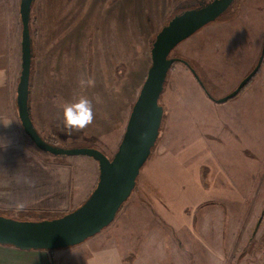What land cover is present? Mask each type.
Masks as SVG:
<instances>
[{
	"label": "rangeland",
	"instance_id": "rangeland-1",
	"mask_svg": "<svg viewBox=\"0 0 264 264\" xmlns=\"http://www.w3.org/2000/svg\"><path fill=\"white\" fill-rule=\"evenodd\" d=\"M49 1L55 5L53 11L48 5L49 3L44 5L45 10L42 3H39V1L35 3L33 14L35 19L33 30L37 46L35 65L45 64L44 60H46L43 57L45 50L42 51V48H46L48 43L44 40L43 23L46 21V24L52 25L51 28L54 29L56 22L62 26L63 19L67 22L71 20L70 17L75 18L78 16L77 10L73 13L62 11V0H58L57 4L54 0ZM112 1L99 0V13H97V16L100 20L101 18L105 19L103 16H107L106 19L110 17L107 9ZM131 1L133 2V0H129V2ZM82 2L84 3L83 0L77 1V5L80 7L79 18L92 13L83 12ZM180 4L184 7V10L176 12V9L181 7L179 6L168 12L157 28L154 27V23L150 22V15L147 14L149 22L145 26L148 29L146 33L150 45L147 48L145 59H143L142 54H139L143 51L140 44L143 31L140 29L139 33H133V30L137 28L133 24L134 22H131L129 31L132 32L129 36L127 30L124 31L117 26L113 29V36L116 39L119 38L120 44L130 40L131 58L129 61L118 59L119 55H114V58H107L102 44H99V52L95 46L90 49L87 57L88 77H92L91 74L94 73L93 70L96 66L99 65L100 69L104 68L105 76L100 77V82L104 83L111 93L120 92L119 97L121 100L112 102L104 100L105 90H101L99 87V93L96 92L95 94L101 102L98 103L99 107L97 115L94 114L93 123L85 128L87 130L85 134L79 131L67 135L61 130L62 104L75 102L81 95L86 96L85 86L82 87L80 84L78 87L75 83L67 82L65 79L68 78L63 77L61 91L52 89L50 95L49 92L44 91V94H42L43 101L45 97L50 99V96H53L51 98L53 104L45 109V113H47L45 130L38 126L44 139L56 147L63 148L85 146L83 144L87 143L89 146L86 147L101 149L109 157H113L114 152L112 151L118 143L116 132L125 129L128 113L131 111L152 65L151 48L156 34L175 15L185 10L199 9L209 3H207V0H183ZM98 7L95 9L96 12ZM92 15L95 16L94 11ZM239 15L240 17H238ZM51 19L53 21L56 19V21L53 22ZM234 21H236L235 24ZM214 22L219 26L215 30L216 32L208 33L207 31L206 33L204 30L209 29H200L171 51L172 57L180 61L174 63L164 85L160 98V104L164 108V116L157 143L153 147L150 161L146 166L159 164L160 160H164L165 154L161 153L163 150L170 155V157H166V160L171 159L170 162H167L170 166H181L183 161L193 163L195 172L200 174H198L200 184L202 183L201 178L206 179L209 177L206 184L209 182L208 187L211 195L209 197L200 194L201 200H207V203L199 205L196 213V223H199V219L206 211L210 216L211 228H214L212 226H215L217 222L215 212L220 211L223 213L226 211V220L225 223L223 222L226 228V239L229 228L236 223L235 229L238 232H244L246 236L238 238V232L235 231L234 235L236 237L232 238L236 241L232 243L234 245L227 246L226 243L225 263L264 264V105L256 111L251 108L250 97L247 99L242 97L250 88H255V86L260 87V90H258L259 99L261 91L264 92V58L257 74L236 97L226 102H217L218 99L233 92L259 61L264 48V0H235L230 8ZM247 22L257 24L252 39L255 42V36H257L259 41L257 57H255L254 52L255 45H252L251 50L250 46L248 48L242 41L245 37L241 36V31L244 30ZM104 23L99 24L100 43L104 41L107 35ZM230 28L233 30H227ZM78 32L81 33L82 31ZM51 33H55L54 30ZM50 37H53V35ZM234 37L238 40H234ZM247 38L249 39V36ZM229 40H232V43H227ZM40 54L42 56H39ZM250 57H255V59L250 60ZM39 68L41 69L40 66ZM107 72H109V75H107ZM111 72L112 76L110 75ZM39 76L38 73L34 87L42 82ZM58 104L60 109L55 110L54 106L58 108ZM256 112L259 114V119L257 123H253L254 119L252 118L255 117ZM3 145H5L4 142L0 141V216L16 220L40 221L53 220L67 214L62 212L61 207L62 199L65 197L62 194V167L69 169L68 173L65 174L66 179L69 180L70 177H75L74 170L72 173V169L69 167L68 159L62 156L56 157L41 151L39 148H34V151L29 153H32V156L37 160L35 166L31 171H24L22 167H19L16 157L6 155L10 154V151ZM235 145L238 149H241V155H244V165L256 167L258 164V172L252 178L255 183L252 182L250 190H246L245 195L248 194L246 196L248 198L241 200L240 204L230 207L223 200L221 201L223 204H221L218 202V198H214L217 192H213L211 176L219 173L217 170L219 167H216V164L211 161L204 160L203 156L204 152L208 150L207 148H212L216 151V159L219 158L218 154H220V158L223 157L224 159L223 151L226 150L227 163L228 154L231 153V150L234 151ZM220 146L221 152L219 150ZM199 154L202 157L198 156ZM192 158H194V162ZM19 168L21 169L19 170ZM24 168H28V165ZM28 174L31 175V178L27 176ZM225 175L227 183L231 184L232 177L228 173ZM40 184H57L58 187L43 190L41 189L43 187H38ZM33 187L36 188V194L26 195L25 192L23 193V190L30 191ZM54 191L56 192L54 193ZM48 194L50 196H47ZM67 195L69 196V193ZM198 195L199 193L196 194V196ZM197 201L196 199V205L198 204ZM18 203L25 204L22 211L17 209L16 205ZM113 226H107L103 230H112ZM103 232L105 234L107 231ZM198 255L202 256L201 253ZM143 256L146 261L149 260L146 253ZM193 256L195 257V254ZM163 257V259L157 257L160 262L154 259V261L149 260V263L172 264L170 262L171 256L164 254Z\"/></svg>",
	"mask_w": 264,
	"mask_h": 264
},
{
	"label": "crops",
	"instance_id": "crops-1",
	"mask_svg": "<svg viewBox=\"0 0 264 264\" xmlns=\"http://www.w3.org/2000/svg\"><path fill=\"white\" fill-rule=\"evenodd\" d=\"M20 1L0 0V141L4 142L5 145L3 146L10 151V154L6 155L16 157L19 167H22L24 171H31L37 160L29 152H33L34 148L38 147L24 130L17 105V90L22 72ZM38 1L42 3L43 7L46 3H49L48 5H50L52 11L55 8V5L51 4L49 0H35L30 12L32 64L29 109L38 132V126L44 129L47 121L45 109H48L50 104H53L51 102L53 96H50V99L45 97L43 101L42 94L45 91L49 92L50 95L52 89L61 91L63 77L68 78L65 79L67 82L75 83L78 87L81 79L85 81L91 79L93 81L92 86L85 85L84 91L86 96L93 102L95 115H97L99 107L96 102L97 94L95 93H99L100 89L105 90L104 100L108 102L121 100L119 97L120 92L111 93L110 89H107L106 85L100 82V77L105 76L104 68L100 69L98 65L94 68L91 78L87 75V57L90 49L94 48L93 46L99 52V44L104 45L103 50L107 58H114V55H119L118 59L130 60L131 42L128 40L120 44L119 38H114L113 29L116 26L124 31L127 30L128 36L132 32L129 31L131 22H134L133 24L137 26L133 33H139L140 29H142L143 33L140 38L142 42L140 44L143 51L139 52L138 48L136 50L145 59L147 48L150 45V42L147 41L146 33L148 30L146 26L149 22L147 14L150 15V22L154 23V27L157 28L168 12L179 6L181 7L176 9V12L184 10V7L180 4L183 0H133V2H129V0H113L107 9V13L110 14L108 19L110 20L103 15L105 19L101 18L100 20L97 16V13H99V0H83V12L93 13L94 11L95 16L93 17L92 13H90V15H84L82 18H79L80 7L77 5L78 0H62V11L73 13L77 10L78 16L75 18L70 17L71 20L67 22L63 19L62 26L56 22L54 29L51 28L52 25L46 24V21L43 23L44 40L48 43L46 48H42V51L45 50L43 57L46 60H44L45 64L35 65L37 46L33 30V22L35 20L33 14L35 12V3ZM54 1L57 4L58 0ZM97 7L98 11L96 12L95 9ZM51 20L53 21V19ZM236 21H234V24ZM103 22H105L107 35L104 41L100 43L99 24H103ZM217 26L218 24L212 22L202 29H209L204 30L206 33L207 31L208 33L216 32L215 30L219 28ZM256 28L257 24L247 22L244 30L241 31V36L245 37L242 41L248 48L250 46L252 50V45H255V57H257L256 55L259 52L257 36H255V42L252 40L253 32L256 31ZM75 29L82 32L80 33ZM52 30L55 33H51ZM51 35L53 37H50ZM248 36L249 39L247 38ZM230 37L232 38V36ZM234 40L238 39L234 37ZM227 43H232V40ZM39 56H42V54ZM255 57H250V60L255 59ZM38 73L42 82L34 87ZM107 75H109V72H107ZM110 75L112 76V72ZM258 90H260V87L255 86V88H250L242 96L246 99L250 97L251 108L256 111L260 106L264 105V92L261 91L259 99ZM54 109L59 110L60 106L58 108L54 106ZM130 113L131 111L128 113L125 129L116 132L118 134V143L116 145L117 148L115 147L114 151H112L114 152L113 154L118 150L123 138ZM254 115L255 117L252 118L254 119L253 123H257L259 114L256 112ZM85 130L80 132L85 134L87 132ZM111 131L110 133H112ZM83 145L89 146L87 143ZM207 149L204 152V160L211 161L216 164V167H219L217 169L219 173L211 176L213 192H217L214 198H218V202L221 204H223L221 202L223 200L230 207L240 204L241 200L248 198L246 197L248 194L245 195L246 190H250L252 182L255 183L252 178L258 172V164L256 167L244 165V155H241L242 151L236 145L234 146V151L231 150V153L228 154L227 163L226 150L223 151L224 159L223 157L220 158V154H218L219 158L216 159V151L212 148ZM219 150L220 152L222 151L221 146ZM161 153L165 154L164 160H160L159 164L146 166L150 161V156L140 170L133 192L110 224L114 225L112 230H102L77 246L52 251L43 249L23 250L12 245L0 243V264H151L149 260L154 261L156 259L155 261L160 262L157 257L163 259L164 254L171 256L170 262L172 264H226L224 259L226 243L227 246H231L234 245L232 243L236 242L232 238L236 237L234 233L237 231L235 229L237 223L234 224L235 226L233 225L234 227L229 228L227 239L224 225L226 211L223 213L220 211L215 212L217 222L215 226H212L214 228H211L210 216L206 211L199 219V223H196V213L199 205L207 203V200H201L200 196L205 194L211 197L208 187L209 182L206 184L209 177L206 179L201 178L202 183L200 184V174L198 173V175L195 172L193 163L183 161L181 166H170L167 162H170L171 159L166 160V157H170V155L166 154L165 150ZM198 156L202 157L200 154ZM62 157L68 159L72 173L73 170L75 172L73 173L75 177H70L68 180L65 174L68 173L69 169L62 167V194L65 197L62 199L61 207L63 213H69L84 203L95 189L99 180L100 169L99 163L89 156L62 155ZM192 160L194 162V158ZM27 165L28 168H24ZM226 173L233 179H231V184L226 181ZM27 176L31 178L30 174ZM31 183L29 184L30 186ZM38 187H43L41 189L45 190L58 186L57 184H40ZM35 190V187L30 191L25 189L23 193L33 195L36 194ZM68 193L69 196L67 195ZM197 193H199L198 196H196ZM47 196L50 195L48 194ZM196 199L198 200L197 205ZM103 231L107 232L103 234ZM244 236H246L244 232H238V238ZM144 253L147 254L149 260H145ZM200 253L202 256L198 255ZM193 254H195V257ZM152 264L155 263L153 262Z\"/></svg>",
	"mask_w": 264,
	"mask_h": 264
},
{
	"label": "water",
	"instance_id": "water-1",
	"mask_svg": "<svg viewBox=\"0 0 264 264\" xmlns=\"http://www.w3.org/2000/svg\"><path fill=\"white\" fill-rule=\"evenodd\" d=\"M35 0L20 1L22 21V72L17 90L19 116L25 132L35 145L55 156L85 155L99 163V180L90 196L73 211L53 220L24 221L0 216V243L23 250H57L79 245L101 232L115 219L133 192L140 170L157 143L164 108L160 104L164 85L172 65L180 61L170 57L182 41L216 21L235 0H214L199 9L175 15L156 35L152 44V65L132 107L126 130L113 157L95 147H56L44 139L30 115L29 94L32 64L30 12ZM264 48L255 68L230 94L217 100L236 97L257 74ZM194 74V70H192ZM199 80V78L197 77Z\"/></svg>",
	"mask_w": 264,
	"mask_h": 264
},
{
	"label": "clouds",
	"instance_id": "clouds-1",
	"mask_svg": "<svg viewBox=\"0 0 264 264\" xmlns=\"http://www.w3.org/2000/svg\"><path fill=\"white\" fill-rule=\"evenodd\" d=\"M213 2L214 0H207L209 4ZM80 84L82 87L85 85L92 86L93 81L91 79L86 81L81 79ZM96 102H101L99 97L96 98ZM61 107V130L67 135L84 130L94 121L93 102L87 96L81 95L75 102L63 103ZM16 207L22 211L25 208V204L18 203Z\"/></svg>",
	"mask_w": 264,
	"mask_h": 264
},
{
	"label": "trees",
	"instance_id": "trees-1",
	"mask_svg": "<svg viewBox=\"0 0 264 264\" xmlns=\"http://www.w3.org/2000/svg\"><path fill=\"white\" fill-rule=\"evenodd\" d=\"M217 20H218V19H217ZM217 20H216V21H217ZM170 57H172V55H171V54H170ZM177 62H178V61H177ZM175 63H176V62H175ZM173 65H174V64H173ZM173 65H172V66H173ZM171 68H172V67H171ZM170 70H171V69H170ZM169 72H170V71H169ZM168 74H169V73H168Z\"/></svg>",
	"mask_w": 264,
	"mask_h": 264
}]
</instances>
